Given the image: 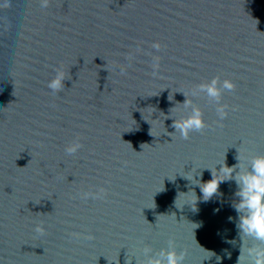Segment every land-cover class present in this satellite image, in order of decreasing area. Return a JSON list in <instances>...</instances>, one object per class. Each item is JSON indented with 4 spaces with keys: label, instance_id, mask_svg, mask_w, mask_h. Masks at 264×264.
Masks as SVG:
<instances>
[{
    "label": "water",
    "instance_id": "water-1",
    "mask_svg": "<svg viewBox=\"0 0 264 264\" xmlns=\"http://www.w3.org/2000/svg\"><path fill=\"white\" fill-rule=\"evenodd\" d=\"M10 3L0 9V264H146L143 248L154 256L170 238L183 264H238L235 179L207 201L196 183L239 154L245 167L264 155V0ZM146 53L161 57L155 76ZM215 76L236 84L223 121L191 95ZM186 99L208 127L183 140L172 124L190 112ZM99 188L102 200L78 196Z\"/></svg>",
    "mask_w": 264,
    "mask_h": 264
},
{
    "label": "clouds",
    "instance_id": "clouds-1",
    "mask_svg": "<svg viewBox=\"0 0 264 264\" xmlns=\"http://www.w3.org/2000/svg\"><path fill=\"white\" fill-rule=\"evenodd\" d=\"M37 3L41 9H46L50 4V0H37ZM9 7H11L10 0H4V3L0 4V9H7ZM151 48L159 52L162 49V45L157 41L151 45ZM141 51L140 48L136 49V52ZM146 54L152 56V75L155 76L160 68L161 57L159 55H153L152 53ZM125 58L128 61L134 59L131 53ZM128 66H120L121 75L126 74V67ZM65 79L66 72L63 70V66H61L56 69V75L49 81L47 87L53 93H58L64 88ZM235 89L236 84L232 80L226 78L221 81L220 76H215L210 81L200 83L193 88L191 95L199 96L203 93L208 101L215 106L219 120L223 121L228 115L227 109L229 107L227 104L221 103L223 92H233ZM187 96L188 93H185V97ZM183 108L190 109V112L187 115H181L179 118H175L172 127L175 129V133H179L181 139L188 140L190 133L202 132L208 125L204 120L200 107L193 104L191 100L186 99L183 103ZM82 147L80 137L77 136L75 140L65 147L64 151L67 155L74 156ZM237 159L239 161L237 165L228 167L222 164L219 171L216 168L215 170L211 169L212 179L205 183L198 181L196 184H199L203 199L207 201L218 192L219 185L222 181L235 179L239 189L235 195L239 197V201L233 207L239 215L237 229L243 241L238 257V264H264V155L253 156L246 167L241 162L242 158L240 154ZM237 168L239 169L238 172H236ZM234 172L236 174L233 177ZM217 173L220 174L219 177ZM224 176L227 179H224ZM106 194L104 188H99L95 192L82 191L78 193V196L85 201L89 198L102 200ZM229 219L231 220L232 218L230 217ZM33 231L38 236L46 234V229L42 222L36 224ZM69 237L77 241L80 239L88 241L94 239L92 235L82 236L81 233L77 232L69 233ZM245 238L248 241L246 247ZM250 241H254L255 243H250ZM150 253V247L143 248V254L147 257L146 264H183L187 255L186 251H177L175 240L171 238L168 240V247L166 249H161L154 256L149 255Z\"/></svg>",
    "mask_w": 264,
    "mask_h": 264
}]
</instances>
